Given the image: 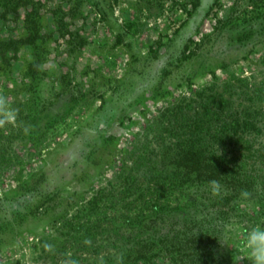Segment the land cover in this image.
Instances as JSON below:
<instances>
[{"label": "rangeland", "instance_id": "374dc122", "mask_svg": "<svg viewBox=\"0 0 264 264\" xmlns=\"http://www.w3.org/2000/svg\"><path fill=\"white\" fill-rule=\"evenodd\" d=\"M76 1L0 0V264H144L128 250L149 232L129 219L157 201L177 220L225 217L215 251L251 264L264 0ZM27 13L40 36L16 43ZM195 135L222 159L218 195L177 162Z\"/></svg>", "mask_w": 264, "mask_h": 264}, {"label": "trees", "instance_id": "16d2710c", "mask_svg": "<svg viewBox=\"0 0 264 264\" xmlns=\"http://www.w3.org/2000/svg\"><path fill=\"white\" fill-rule=\"evenodd\" d=\"M80 2L81 0L76 1L78 6ZM17 9V6L12 9L15 14L18 12ZM26 21L30 22L29 32L24 37L12 39L16 43L33 44L37 35L40 36L37 22L32 20L28 13ZM200 137L195 135L191 138L187 147L181 149L176 156L177 162L185 165L184 168L187 169L185 174H194L193 176L204 186L213 180L217 181L223 167L219 155L203 147ZM173 184L176 186L181 183ZM175 210L177 209L157 201L148 207V211L138 212L134 218L129 219V227H139V231H142L140 228L147 226L143 231L149 232L144 233L146 236L136 235V237L134 233L135 243L128 250L129 253L136 252L133 261L157 264L153 259L164 255L170 260V264H223L215 248L220 234L217 226L221 221H225V217L217 215L219 218L222 217V220L211 225L207 215L199 217L190 215L177 220L173 212ZM158 226L160 229H157Z\"/></svg>", "mask_w": 264, "mask_h": 264}, {"label": "clouds", "instance_id": "9594fccd", "mask_svg": "<svg viewBox=\"0 0 264 264\" xmlns=\"http://www.w3.org/2000/svg\"><path fill=\"white\" fill-rule=\"evenodd\" d=\"M210 191L212 195H218L221 187L218 181L210 182ZM247 196V193H244ZM240 228V225L233 221L228 225L225 233V239H228L230 232ZM240 247L245 251L251 264H264V224H256L246 230V236Z\"/></svg>", "mask_w": 264, "mask_h": 264}]
</instances>
